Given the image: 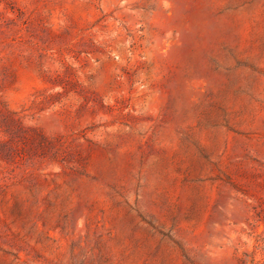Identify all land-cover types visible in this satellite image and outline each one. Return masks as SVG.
Instances as JSON below:
<instances>
[{"label": "rangeland", "instance_id": "1", "mask_svg": "<svg viewBox=\"0 0 264 264\" xmlns=\"http://www.w3.org/2000/svg\"><path fill=\"white\" fill-rule=\"evenodd\" d=\"M0 264H264V0H0Z\"/></svg>", "mask_w": 264, "mask_h": 264}]
</instances>
